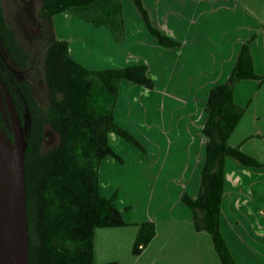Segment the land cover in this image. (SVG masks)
<instances>
[{
	"label": "crops",
	"instance_id": "obj_1",
	"mask_svg": "<svg viewBox=\"0 0 264 264\" xmlns=\"http://www.w3.org/2000/svg\"><path fill=\"white\" fill-rule=\"evenodd\" d=\"M141 1L152 25L177 39L178 44L164 47L149 29L147 33L134 0H119V12L106 24L124 37V42L117 44L123 66L147 63L149 70L156 69L161 76L162 88L154 93L126 79L119 84L114 118L149 152L131 147L115 131L109 133V141L119 153L121 147L137 150L129 163L126 158L119 162L107 156L99 167L101 194H115L113 203L131 224L96 228L95 264H222L211 234L195 229L192 210L181 195L186 192L195 197L199 190L209 90L227 80L241 45L252 35L249 50L253 69L264 77V0ZM68 12V27L78 19L86 20L81 34L84 41L98 45L112 42L111 36H103V40L96 37V32L110 35L104 24L97 26L90 18L81 19ZM132 23L136 29L130 26ZM54 31L57 37H65L58 24ZM129 39L130 47L138 49V54L122 51ZM77 47L76 42L69 40L70 54L86 66L97 68L89 58L78 56ZM131 89L146 94L133 100L129 97ZM232 94L244 111L228 142L240 145L264 164V78L239 79ZM138 99L141 103H137ZM141 124L146 126L145 131ZM151 149H157L158 154ZM119 174L130 176L135 185L140 179L143 184L147 182L150 192H141L148 193L149 202L141 207L140 214H132L128 208L131 205L121 200L125 186L117 180ZM142 221H154L156 233L141 253L133 254L131 248L138 230L135 223ZM220 229L235 264H264L263 166H246L232 157L225 158Z\"/></svg>",
	"mask_w": 264,
	"mask_h": 264
},
{
	"label": "trees",
	"instance_id": "obj_2",
	"mask_svg": "<svg viewBox=\"0 0 264 264\" xmlns=\"http://www.w3.org/2000/svg\"><path fill=\"white\" fill-rule=\"evenodd\" d=\"M134 2L147 28L160 44H178L152 25L141 0ZM119 9V0H40L39 14L52 29L54 15L63 11L90 18L94 25L99 26L111 22L110 17ZM89 14H95V17ZM38 23V30H43L42 22ZM251 40L252 37L241 45L227 80L209 90L205 102L207 119L202 129L206 143L199 190L195 197L186 192L181 195V200L192 210L195 229L211 234L222 264H235L220 229L225 158L232 157L246 166L264 167L240 145L228 142L244 111L233 100L234 83L242 78H264L253 69L249 50ZM0 41L14 65L25 68L30 54L8 25L2 0ZM43 76L47 89L45 106L33 96L32 82L17 77L0 54V129L12 143V129L2 94V85H5L27 142V264H95L96 228L131 224L113 203L115 194L104 196L100 192L99 167L102 160L113 156L122 161L109 143V133L115 131L140 145L114 118L119 84L126 79L151 88L154 81L147 74L144 63L100 69L87 67L70 54L69 41L57 37L54 30L45 47ZM47 130L56 133L57 141L45 149ZM135 224L138 230L131 252L139 254L154 237L156 226L154 221ZM103 264H115V261Z\"/></svg>",
	"mask_w": 264,
	"mask_h": 264
},
{
	"label": "rangeland",
	"instance_id": "obj_3",
	"mask_svg": "<svg viewBox=\"0 0 264 264\" xmlns=\"http://www.w3.org/2000/svg\"><path fill=\"white\" fill-rule=\"evenodd\" d=\"M2 2H3L4 15L7 20L8 25L11 28H13L21 44L29 52L30 57L28 60V64L25 68H18L17 66L14 65V63L9 58L1 41H0V54L2 55L6 65L9 66V68L14 72V74L17 77L26 78L32 82L33 96L36 97V99L41 105L45 106L47 104V89H46L44 76H43V60H44L45 47L51 38L52 30H54V28L52 29L49 28L48 23L45 20H43V18L39 14L40 0H2ZM67 14H69L68 11L55 14V16L53 17V25L55 27V24H58L61 30L62 29L64 30L65 37L63 38H66L68 41L70 40V41L76 42L78 46L77 48L79 49V53L77 54L80 58H82V56L89 58L92 66L97 67L94 69L123 66L124 63H122V61L119 59V52H118V46H117V44H122L124 42V37L122 34L118 35L116 32H113L108 25L104 24L105 28L108 29V31L110 32V35L106 34L105 32H99V33L96 32V37H98V39L100 38L103 40L104 39L103 36H111L112 42L109 43L108 45H106L105 43L102 45H98V44H93L90 41L86 42L83 40L82 35H81L83 32L82 25L86 20L75 14L77 17L83 20L80 21L79 19L78 20L75 19L78 22H75L74 25H72L71 27H68L69 20L65 18ZM58 16H60V18ZM35 18H37V20ZM38 22H42L43 27H44L43 30H38L39 29ZM143 25L145 26L146 24H143ZM130 26L133 29H136L134 23H132V25ZM144 29L147 33H150L148 32L147 26H145ZM72 33L74 35H72ZM251 37L253 39L254 35H252ZM173 39L178 41L175 38ZM139 40L144 41V38H140ZM131 43L132 41H130V39L127 40V43L123 46L122 51L126 52L127 54L129 53L138 54L139 53L138 49L130 47ZM143 63L147 65L148 75L154 81L153 87L147 88V89L156 93L158 89L161 90L162 88V85H161L162 78L158 74L156 69L149 70L150 69L149 65L145 62ZM90 68H93V67H90ZM124 81L127 82L126 80ZM140 87L145 88L144 85ZM123 92L127 96L128 94L127 89H124ZM145 94L146 93H144V91L142 92L136 89H131L129 97L130 99L136 100L138 97L143 98ZM126 96L123 95L122 98L126 100ZM137 103H141V100L138 99ZM141 129L145 131L146 126L144 124H141ZM122 138L127 143H129L131 147H135L136 149H138V151L149 152V150L143 145L142 141L141 140L139 141L136 137L135 139L139 141L140 145L130 140H127L124 137ZM56 141H57L56 133L52 130H47L45 141L43 144L44 148L46 149V148L51 147L53 144H55ZM110 145L112 146L111 143ZM131 147L129 149H126V148L122 149V147L120 149L119 147L121 153L116 151L114 148L113 149L120 155L121 158H124V160L126 158L127 163H129L130 158L133 157L137 153V150H134V148H131ZM151 150L153 153L158 154L157 149L155 150L151 149ZM117 180L121 182L123 186H125L124 191L122 195L120 196L121 200L125 201L126 204L131 205V207H128V208L132 214H135V215L140 214L141 207L146 202H149L148 193L150 191L146 189L147 182L144 181V184H143L141 183V179H140V182H136V185H135L130 176H127V175L124 176L121 174L117 176ZM142 190H144V193L146 191H148V193L144 194L141 192Z\"/></svg>",
	"mask_w": 264,
	"mask_h": 264
},
{
	"label": "water",
	"instance_id": "obj_4",
	"mask_svg": "<svg viewBox=\"0 0 264 264\" xmlns=\"http://www.w3.org/2000/svg\"><path fill=\"white\" fill-rule=\"evenodd\" d=\"M4 103L11 125V143L0 129V264H27L29 235L26 219L25 150L27 142L11 94L3 86ZM1 134L13 150L12 158Z\"/></svg>",
	"mask_w": 264,
	"mask_h": 264
},
{
	"label": "bare ground",
	"instance_id": "obj_5",
	"mask_svg": "<svg viewBox=\"0 0 264 264\" xmlns=\"http://www.w3.org/2000/svg\"><path fill=\"white\" fill-rule=\"evenodd\" d=\"M1 142L5 145V148L9 154V157L12 158L13 156V150L12 148L10 147V145L6 142L4 136L1 134Z\"/></svg>",
	"mask_w": 264,
	"mask_h": 264
},
{
	"label": "flooded vegetation",
	"instance_id": "obj_6",
	"mask_svg": "<svg viewBox=\"0 0 264 264\" xmlns=\"http://www.w3.org/2000/svg\"><path fill=\"white\" fill-rule=\"evenodd\" d=\"M3 86H5V85H2V94H3ZM3 102H4V95H3ZM4 105H5V103H4ZM5 108H6V106H5Z\"/></svg>",
	"mask_w": 264,
	"mask_h": 264
}]
</instances>
